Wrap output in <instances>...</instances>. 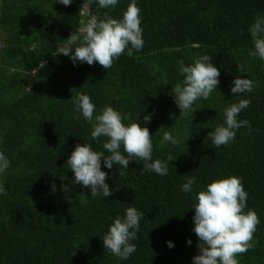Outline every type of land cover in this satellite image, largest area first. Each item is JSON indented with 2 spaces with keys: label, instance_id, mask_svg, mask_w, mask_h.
Here are the masks:
<instances>
[{
  "label": "trees",
  "instance_id": "1",
  "mask_svg": "<svg viewBox=\"0 0 264 264\" xmlns=\"http://www.w3.org/2000/svg\"><path fill=\"white\" fill-rule=\"evenodd\" d=\"M129 2L103 9L96 0H73L69 6L58 0H0V153L10 162L0 176L7 190L0 195V264H117L102 236L129 206L144 216L137 250L119 264H192L199 251L190 208L195 192L228 175L242 178L245 211L254 210L260 221L254 246L239 254V264H264V61L249 55L248 31L256 16H264V0H137L141 50L121 55L109 69L74 65L58 54L91 18L106 13L119 18ZM202 55L220 68V84L207 100L195 103L194 113L181 114L172 92L183 79L179 62ZM238 75L255 82L252 92H231ZM82 92L97 111L112 105L131 117L125 123L139 114L153 134V160L172 158L168 174L143 172V161L133 160L119 175L118 165L106 169L102 163L113 190L109 197H92L90 189L75 184L66 164L72 150L88 142L105 151L106 139L93 141V125L74 118L73 100ZM241 98L251 103L239 118L253 130L244 126L231 143L216 148L208 133L224 122L223 109ZM148 113L151 120L144 121ZM164 131L181 143L161 145ZM187 176L196 177L192 193L181 190ZM62 184L69 185L67 192L60 190Z\"/></svg>",
  "mask_w": 264,
  "mask_h": 264
},
{
  "label": "clouds",
  "instance_id": "2",
  "mask_svg": "<svg viewBox=\"0 0 264 264\" xmlns=\"http://www.w3.org/2000/svg\"><path fill=\"white\" fill-rule=\"evenodd\" d=\"M65 6L73 0H58ZM100 8L115 9L120 0H96ZM253 47L249 55L264 61V16H256L248 28ZM77 35L68 38V44L58 47V54L69 56L73 64L99 63L109 69L121 55L132 56L144 46L141 9L137 0H130L122 16L117 18L107 13L99 20L93 17L79 28ZM79 44L77 45V40ZM73 45H76L73 47ZM179 72L183 79L173 85V100L181 110V114L194 113L198 100H207L220 84V68L213 63L212 57L202 55L193 62H179ZM240 71V69H239ZM242 72V71H240ZM255 88V82L248 76H236L232 82L231 92L235 96H243ZM249 98H241L238 102L225 107L222 112L223 123L217 125L208 133L213 145L219 148L231 143L236 131L247 126L251 132L252 126L247 119H240L242 110L250 106ZM76 120L83 118L93 125L91 138L102 143L105 151H97L91 143L77 144L68 157L66 164L74 174L75 184H81L90 189L92 197H109L113 190L107 182L109 173L102 169H112L119 166L128 169L130 162L143 161V172H155L166 176L169 171L168 160H153V134L146 123L139 119L125 123L131 117L124 116L112 105H106L97 111V105L91 96L79 93L73 100ZM95 113V115H94ZM153 113L144 115V121H150ZM175 117V114H172ZM177 120V118H176ZM190 137V136H189ZM178 146L181 139L170 131L162 133L160 144ZM10 166L8 158L0 153V176L4 175ZM196 183L195 176H187L182 184L184 193H192ZM68 184H62L60 190L67 192ZM51 190L56 192L57 185L53 181ZM7 190L0 183V195H6ZM248 192L242 178L237 175L221 176L213 179L203 189L195 192L193 232L198 238V253L193 256L192 264H239L238 256L249 251L253 237L259 224L257 213L247 208ZM84 203V201H81ZM144 213L134 206L125 209L124 215H117L102 236L104 248L120 261L127 260L137 250V233ZM174 247V242L167 241ZM187 243L192 244L189 238Z\"/></svg>",
  "mask_w": 264,
  "mask_h": 264
},
{
  "label": "rangeland",
  "instance_id": "3",
  "mask_svg": "<svg viewBox=\"0 0 264 264\" xmlns=\"http://www.w3.org/2000/svg\"><path fill=\"white\" fill-rule=\"evenodd\" d=\"M0 41H2V40L0 39Z\"/></svg>",
  "mask_w": 264,
  "mask_h": 264
}]
</instances>
